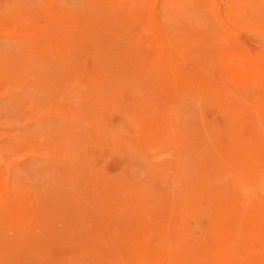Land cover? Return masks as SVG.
<instances>
[{
  "label": "rangeland",
  "instance_id": "obj_1",
  "mask_svg": "<svg viewBox=\"0 0 264 264\" xmlns=\"http://www.w3.org/2000/svg\"><path fill=\"white\" fill-rule=\"evenodd\" d=\"M263 101L264 0H0V264H264Z\"/></svg>",
  "mask_w": 264,
  "mask_h": 264
},
{
  "label": "bare ground",
  "instance_id": "obj_2",
  "mask_svg": "<svg viewBox=\"0 0 264 264\" xmlns=\"http://www.w3.org/2000/svg\"><path fill=\"white\" fill-rule=\"evenodd\" d=\"M160 43H161V42H160ZM227 54H228V53H227ZM227 54H226V55H227ZM231 55H232V54H231ZM227 57H228V55H227ZM233 60H234V59H233ZM236 61H237V60H236ZM122 65H123V64H122ZM147 79H148V78H147ZM200 90H202V89H200ZM196 91H197V90H196ZM200 93H201V91H200ZM222 95H223V94H222ZM219 97H220V96H219ZM216 98H217V97H216ZM223 98H224V97H223ZM214 99H215V97H214ZM218 99H219V98H218ZM220 99H222V96H221ZM220 99H219V100H220ZM257 101H258V100H257ZM258 102H259V101H258ZM261 102H262V101H261ZM261 102H260V103H261ZM263 102H264V101H263ZM216 104H217V100H216ZM217 105H218V104H217ZM236 105H237V104H236ZM239 105H240V103H239ZM221 106H222V105H221ZM234 106H235V105H234ZM228 107H229V106H228ZM231 107H232V106H231ZM231 107H229V108H231ZM222 108H223V107H222ZM222 108H221V109H222ZM234 108H235V107H234ZM237 108H238V107H237ZM262 109H263V108H262ZM252 110H253V109H252ZM219 111H220V110H219ZM224 112H225V111H224ZM227 112H229V111H227ZM245 113H246V112H245ZM258 113H259V112H258ZM260 113H261V112H260ZM260 113H259V116L261 115ZM165 116H167V115H165ZM169 116H170V115H169ZM252 116H253V115H252ZM171 117H172V116H171ZM246 117H247V116H246ZM254 118L256 119V117H254ZM168 119H169V118H168ZM238 119H239V118H238ZM240 119H241V118H240ZM245 119H247V118H245ZM245 119L243 118L242 120H240V122L243 121V120H245ZM248 120H249V118H248ZM157 125H158V124H157ZM251 125H252V122H251ZM253 125H254V124H253ZM253 125H252V126H253ZM162 126H163V125H162ZM183 126H184V125H183ZM252 126L250 127L251 129H252ZM164 127H165V125H164ZM254 127H256V126L254 125ZM257 127H258V126H257ZM168 128H169V126H168ZM250 128H249V130L252 131ZM164 129H165V128H164ZM169 129H170V128H169ZM256 129H257V128H255L254 130H256ZM252 132H253V131H252ZM255 132H256V131H255ZM255 132H254V133H255ZM249 134H250V132H249ZM251 134H252V133H251ZM135 135H136V134H135ZM231 135H232V134H231ZM236 135H238V134H236ZM239 135H240V134H239ZM183 136H184V135H183ZM251 136H252V135H251ZM255 136H256V135H255ZM172 137H173V135H172ZM184 137H185V136H184ZM233 137H234V136H233ZM242 137H243V136H242ZM248 137H250V136H248ZM256 137H257V136H256ZM227 138H228V137H227ZM253 138H254V137H251L252 140H253ZM235 139H236V138H235ZM242 139H243V138H242ZM137 140H138V139H137ZM237 140H238V138H237ZM256 141H257V140H255V142H256ZM218 142H219V141H218ZM252 142H253L252 145H254V141H252ZM257 142H258V141H257ZM229 143H230V142H229ZM241 143H242V142H241ZM244 143H245V142H244ZM230 144H231V143H230ZM233 144H234V143H233ZM176 145H177V144H176ZM231 146H232V145H231ZM234 146H236V145H234ZM234 146H232V147H234ZM242 146H243L242 150H243V149L245 150L243 144H242ZM246 146H247V145H246ZM261 146L264 147V144L261 145ZM261 146H260V147H261ZM204 147H205V149H206V146H204ZM207 147H208V146H207ZM238 147H239V146H238ZM258 147H259V146H258ZM217 148H218V147H217ZM251 148H252V147H251ZM177 149H178V148H177ZM248 149H249V145H248ZM248 149H246V150H248ZM218 150H219V149H218ZM218 150H217V151H218ZM239 150H240V147H239ZM239 150H238V151H239ZM242 150H240V152H241ZM251 150H252V149H251ZM251 150H250V151H251ZM194 151H195V150H194ZM201 151H202V150L200 149V152H201ZM204 151H205V150H204ZM219 152H220V150H219ZM255 152H257L256 149H255ZM261 152H262V147H261ZM246 153H247V151H246ZM197 154H198V153H197ZM257 154H258V152H257ZM178 155H179V154H178ZM178 155H177V157H178ZM195 155H196V154H195ZM203 155H204V154H203ZM242 155H243V154H242ZM254 155H255V153H254ZM249 156H250V155H249ZM177 157H176V158H177ZM200 157H201V156H200ZM224 157H225V156H224ZM242 157H243V156H242ZM252 157L254 158L253 155H252ZM249 158L252 159L251 157H249ZM255 158H256V157H255ZM185 161H186V159H185ZM226 161H227V160H226ZM234 161H235V160H234ZM237 161H238V160H237ZM239 161H240V159H239ZM241 161H242V159H241ZM241 161H240V163H241ZM245 162H246V159H245L244 163H245ZM247 162H248V161H247ZM247 162H246V163H247ZM145 163H146V162H145ZM186 163H187V161H186ZM192 163H193V162H192ZM230 164H231V163H230ZM238 164H239V163H238ZM249 164H250V162H249ZM227 165H228V164H227ZM176 166H177V165H176ZM249 166H250V165H249ZM158 167H159V166H158ZM240 167H242V166H240ZM150 168H151V167H150ZM237 168H238V167H237ZM244 168H245V170H246V167H245V166H244ZM252 168H253V167H252ZM260 168H261V167H260ZM262 168H263V167H262ZM239 169H240V168H239ZM186 170H187V169H186ZM254 170H255V169H254ZM241 171H244V170L242 169ZM248 171H249V170H248ZM249 172H251V171H249ZM65 174H66V173H65ZM175 174H176V173H175ZM239 175H240V174H239ZM77 177H78V176H77ZM261 177H262V176H261ZM241 178H242V176H241ZM237 179H238V178H237ZM68 182H69V181H68ZM243 182H244V181H243ZM248 184H249V183H248ZM253 184H255V182H254ZM244 185H245V184H244ZM191 186H192V185H191ZM249 187H250V186H249ZM259 187H260V185H259ZM239 191H240V190H239ZM263 191H264V190H263ZM183 193H184V192H183ZM249 193H250V192H249ZM258 193H259V192H258ZM262 193H263V192H262ZM179 194H180V193H179ZM170 195H171V193H170ZM250 195H251V194H250ZM260 195H261V194H260ZM220 197H221V196H220ZM225 197H226V196H225ZM260 198H261V196H260ZM231 199H232V197H231ZM225 200H226V198H225ZM261 200H262V198H261ZM227 201H228V200H227ZM256 202H257V201H256ZM262 202H263V201H262ZM201 203H202V202H201ZM227 203H229V201H228ZM233 203H234V202H233ZM239 203H240V202H239ZM190 204H191V203H190ZM198 204H199V203H198ZM263 204H264V203H263ZM195 205H197V203H196ZM199 205H200V204H199ZM168 206H169V205H168ZM193 206H194V204H193ZM228 206H229V205H228ZM231 206H232V205H230V207H231ZM178 207H179V206H178ZM185 207H186V206H185ZM198 207H199V206H198ZM212 207H213V206H212ZM212 207H211V209H212ZM226 207H227V205H226ZM235 207H237V206H235ZM235 207H234V208H235ZM175 208H177V206H176ZM202 208H203V207H202ZM208 208H209V207L207 206V209H208ZM224 208H225V207L223 206L222 209H224ZM231 208H233V206H232ZM209 209H210V208H209ZM228 209H229V208H228ZM235 209H236V208H235ZM260 209H261V208H260ZM179 210H181V209H178V211H179ZM213 210H214V209H213ZM224 210H226V209H224ZM261 210H262V209H261ZM178 211H177V212H178ZM200 211H201V210H200ZM229 211H230V210H229ZM181 212H182V211H181ZM210 212H211V210H210ZM214 212H216V210H215ZM214 212H213V213H214ZM255 212H256V211H255ZM155 213H156V212H155ZM179 213H180V212H179ZM213 213H212V214H209V217H210V215H214V214L216 215V213H214V214H213ZM221 213L224 215V214L226 213V211H225V213H224V212H222V210H221ZM233 213H234V212H233ZM261 213H263V212H261ZM261 213H260V214H261ZM180 214H181V213H180ZM226 214H227V213H226ZM235 214H237V213H235ZM257 214H258V213H257ZM260 214H259V215H260ZM185 215H186V214H185ZM215 215H214L213 217H212V216H211V217L214 218ZM217 215H218V214H217ZM239 215H240V214H239ZM250 215H251V214H250ZM183 216H184V213H183ZM219 216H221V215H218V216H216L215 218H217V217H219ZM257 216H258V215H257ZM260 216H263V215L261 214ZM211 217H210L209 219H211ZM235 217H236V216H235ZM263 217H264V216H263ZM220 218H221V217H220ZM233 218H234V217H233ZM236 218H237V217H236ZM236 218H234V219H236ZM255 218H256V217H255ZM258 218H260V217H258ZM202 219H203V218H202ZM218 220H219V219H218ZM238 220H239V219H238ZM242 220H243V218H242ZM254 220H255V219H254V217H253V221H254ZM219 221L222 222L221 220H219ZM253 221H252V222H253ZM256 221H257V220H255V223H259L258 221H257V222H256ZM253 223H254V222H253ZM261 223H262V222H261ZM250 224H251V223H250ZM250 224H249V225H250ZM241 225H242V224H241ZM245 225H246V223H245ZM230 226H232V225H230ZM238 226H239V224H238ZM242 226H244V225H242ZM245 227H246V226H245ZM245 227H244V228H245ZM250 227H251V226H250ZM253 227H255V226H253ZM253 227H251V228H253ZM260 227H261V226H260ZM212 228H213V227H212ZM240 228H241V227H240ZM244 228H243V229H244ZM251 228H250V229H251ZM257 228H258V227H257V225H256L255 230H256ZM233 229H234V228H233ZM246 229H247V228H246ZM246 229H245V230H246ZM248 229H249V227H248ZM262 229H263V228H262ZM229 230H230V229H229ZM238 230H239V229H238ZM253 230H254V229H252V231H253ZM236 231H237V230H236ZM236 231H234V232H236ZM240 231H241V229H240ZM240 231H239V232H240ZM231 232H232V231H231ZM242 232H243V231H242ZM244 232H245V231H244ZM244 232H243V233H244ZM246 232H247V234H249V235L251 234V233H249V231H247V230H246ZM246 232H245V233H246ZM236 233H237V232H236ZM252 233H253V232H252ZM225 234H226V233H225ZM237 234H238V233H237ZM239 234H240V233H239ZM239 234H238V237L241 238V236H240ZM255 234L258 236V232H257V233L254 232V235L251 234V239H252L251 241H252V242H253V238H254L253 236H255L254 241H255V239H256V235H255ZM223 235H224V234H223ZM234 235H236V234H234ZM252 235H253V236H252ZM135 237H136V236H135ZM222 237H223V236H222ZM224 237H225V236H224ZM228 237H229V236H228ZM232 237H233V236H232ZM236 237H237V236H236ZM249 237H250V236H249ZM258 237H259V236H258ZM258 237H257V238H258ZM139 238H140V237H139ZM234 238H235V237H234ZM243 238H244V237H243ZM205 239H206V238H205ZM205 239H204V240H205ZM228 239H229V238H228ZM231 239H232V238H231ZM231 239H230V240H231ZM236 239H237V238H236ZM244 239H247V237H245ZM260 239H262V238H260ZM260 239H259V240H260ZM138 240H139V239H138ZM138 240H137V241H138ZM204 240H203V241H204ZM217 240H218V239H217ZM241 240H242V238H241ZM259 240H258V243H261V241H259ZM137 241L135 240V243H136ZM140 241H141V240H140ZM203 241H201L200 243H202ZM221 241H222V239H221ZM226 241H227V240H226ZM243 241H244V240H243ZM243 241H242V242H243ZM247 241H248V239H247ZM251 241H250V242H251ZM262 241H264V237H263V240H262ZM138 242H139V241H138ZM205 242H206V241H205ZM213 242H214V241H213ZM236 242H237V241H236ZM248 242H249V241H248ZM255 242H256V241H255ZM203 243H204V242H203ZM221 243H222V242H221ZM227 243H228V242H227ZM253 243H254V242H253ZM262 243H264V242H262ZM262 243H261V244H262ZM212 244H213V243H212ZM261 244H260V245H261ZM196 245H197V244H196ZM198 245H199V244H198ZM217 245H218V244H217ZM224 245H225V244H224ZM200 246H201V245H200ZM211 246H212V245H211ZM211 246H210V247H211ZM218 246H219V245H218ZM222 246H223V245H222ZM225 246H226V245H225ZM245 246H246V245H245ZM251 246H252V243H251ZM262 246H263V245H262ZM215 247H216V246H215ZM246 247H248V246H246ZM252 247H253V246H252ZM257 247H258V246H257ZM257 247H256V248H257ZM259 247H260V246H259ZM188 248H189V247H188ZM202 248H204V247L202 246ZM212 248H213V247H212ZM249 248H250V247H249ZM256 248H255V249H256ZM189 249H190V248H189ZM244 249H245V248H244ZM247 249H248V248H247ZM253 249H254V248H253ZM198 250L200 251V248H199ZM205 250H209V249H205ZM213 250H214V249H213ZM257 250H258V249H257ZM190 251H191V250H190ZM194 251H195V254H196V253H197L196 248H195V250H193V252H194ZM199 251H198V253H199ZM191 252H192V251H191ZM191 252H190V254H191ZM193 252H192V253H193ZM202 252H203V250H202ZM237 252H238V251H237ZM203 253H204V252H203ZM203 253H201V254H203ZM205 253H206V252H205ZM211 253H212V252H211ZM262 253H263V252H262ZM195 254H193V255L195 256ZM206 254H207V253H206ZM206 254H205V255H206ZM259 254H260V253H259ZM259 254H258V255H259ZM207 255H208V254H207ZM258 255H257V257H258ZM263 255H264V254H263ZM196 256H197V255H196ZM198 256H199V254H198ZM198 256H197V257H198ZM203 256H204V255H202V257H203ZM252 256H253V255H252ZM255 256H256V255H255ZM199 257H201V256H199ZM253 257H254V256H253ZM204 258H206V257L204 256ZM209 258H210V255H209ZM209 258H208V259H209ZM220 258H221V257H220ZM222 258H223V257H222ZM255 258H256V257H255ZM255 258H254V261H255ZM258 258H259V257H258ZM258 258H256V260H258ZM211 259H212V258H211ZM246 259L248 260L247 257H246ZM249 259H250V258H249ZM252 259H253V258H252ZM259 259H261V258H259ZM229 260L231 261L230 258L228 259V261H229ZM262 260L264 261L263 258H262ZM210 261H211V260H210ZM212 261H213V260H212ZM228 261H227V262H228ZM251 261H252V260H251ZM254 261H253V262H254ZM245 262L250 263V261H246V260H245ZM256 262H257V261H256ZM207 263H208V262H207ZM230 263H231V262H230ZM203 264H204V263H203ZM225 264H227V263H225ZM231 264H233V263H231ZM237 264H238V263H237ZM241 264H243V263H241ZM245 264H246V263H245ZM253 264H254V263H253ZM255 264H256V263H255ZM257 264H258V263H257ZM261 264H262V263H261Z\"/></svg>",
  "mask_w": 264,
  "mask_h": 264
}]
</instances>
